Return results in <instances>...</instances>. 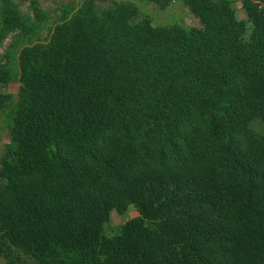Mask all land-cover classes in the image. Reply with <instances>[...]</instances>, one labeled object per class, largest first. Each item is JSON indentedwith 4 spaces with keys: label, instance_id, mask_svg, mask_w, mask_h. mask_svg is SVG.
<instances>
[{
    "label": "trees",
    "instance_id": "16d2710c",
    "mask_svg": "<svg viewBox=\"0 0 264 264\" xmlns=\"http://www.w3.org/2000/svg\"><path fill=\"white\" fill-rule=\"evenodd\" d=\"M182 1L0 0V264H264V0Z\"/></svg>",
    "mask_w": 264,
    "mask_h": 264
},
{
    "label": "rangeland",
    "instance_id": "374dc122",
    "mask_svg": "<svg viewBox=\"0 0 264 264\" xmlns=\"http://www.w3.org/2000/svg\"><path fill=\"white\" fill-rule=\"evenodd\" d=\"M21 3V6L25 9L28 7L29 0H18ZM42 2V5L47 7L49 5H55L56 2L60 0H40ZM70 1V0H66ZM102 3L109 2L111 0H99ZM136 3L140 5L141 12L144 14H149L153 21L156 23H172V22H183L187 25L191 26H198L200 25L199 19L190 12L188 6L184 4L182 0H176L174 1L170 6H168L166 9H161L158 6H156L154 3L150 2H142V0H133ZM236 6L238 8V15L241 18H244L245 12L241 8V2L238 1L236 3ZM10 37L5 41L4 47L0 48V54L3 52V49L9 44ZM19 88V82H12L8 85L7 90L9 92H12L14 94L17 93ZM6 115L4 114L0 120V155L2 154L4 150V145L9 141L8 133H7V127L5 124ZM139 212L136 210L135 207H131L130 211L125 214L121 215L118 214L116 211L112 213L111 221L107 225L108 232H114L118 225L123 223L125 220H127L130 217H134L138 215Z\"/></svg>",
    "mask_w": 264,
    "mask_h": 264
}]
</instances>
